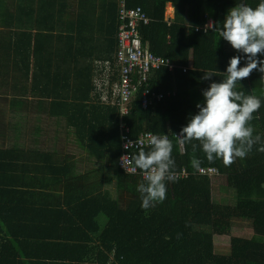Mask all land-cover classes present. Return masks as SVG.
<instances>
[{"label":"trees","instance_id":"16d2710c","mask_svg":"<svg viewBox=\"0 0 264 264\" xmlns=\"http://www.w3.org/2000/svg\"><path fill=\"white\" fill-rule=\"evenodd\" d=\"M65 1H60L68 11L69 26L64 36L49 34L51 27L45 22L39 28L43 34L35 36L32 49L20 52L13 43L16 37L13 29L19 23L15 0H0V70L20 59H33L36 63L67 62L64 69L74 75L73 79L32 84L40 88L43 98L51 97L44 107L60 114L90 155L97 161H106L116 180V190L127 192L129 198L122 208L107 193L97 197L85 195V199L80 198L84 216L70 207L66 213L60 209L58 198L47 194V189L66 180L72 171L70 165L60 161L51 150L24 152L0 146V264H52L53 261L57 264H264V210L258 207H264V152L258 151L261 145H254L242 158L243 162L237 163L236 158L226 167L221 159L210 163L198 141L185 144L181 151L178 140L172 137L180 134L190 116L198 112L196 105L203 101L202 91L211 82L225 79L223 73L230 58L243 55L219 36L227 12L241 3L255 8L261 0H127L129 8H140L152 21L140 31L142 45L175 66L173 73L152 72L150 86L175 95L142 111L140 94L135 93L125 121L132 138L144 133L169 135L175 161L173 171L185 169L189 173L181 182L165 181L166 199L147 210L141 208V194L137 191L140 183L123 179L114 168L122 153L118 109L97 107L92 97L101 80L99 73L91 70L94 56L99 58L94 66L97 61L114 59L118 29L116 0H101L98 10L94 3L81 0L75 14H71L73 5ZM64 5L59 4L56 9L59 25L61 10H66ZM168 8H172L170 19ZM209 10L213 29L204 32ZM39 19L46 18L39 15ZM167 20L172 22L170 28ZM193 28L199 31L194 33ZM258 58L264 59V55L258 54ZM243 66L244 59L240 64ZM182 68L188 71L183 73ZM40 69L44 68L38 67L39 76ZM57 69L54 72L60 73V68ZM208 70L217 76L202 80L203 72ZM262 75L253 70L248 78L236 84L234 91L261 100L260 109L249 123L253 128L259 126L253 135H260L264 142ZM17 85L13 82L14 89ZM51 85L54 88L46 89ZM39 105L43 107L42 102ZM193 143L197 145L195 151ZM193 158L202 161L201 168H215L226 176L227 188L233 193L232 204L212 201L211 182L195 175L196 170L191 166ZM46 218L50 220L47 228ZM240 219L249 222L263 240L234 237L227 255L215 254L214 236L228 235L232 223ZM91 239L97 240L96 248L89 247Z\"/></svg>","mask_w":264,"mask_h":264},{"label":"crops","instance_id":"0c3cea01","mask_svg":"<svg viewBox=\"0 0 264 264\" xmlns=\"http://www.w3.org/2000/svg\"><path fill=\"white\" fill-rule=\"evenodd\" d=\"M88 1L89 3H94L96 7L95 10H98L101 0ZM79 2L82 1L71 0V3L66 2L73 5H71L73 9L71 14L78 10L79 5L81 4ZM59 4L64 5L58 0H40L39 3H34L33 0H15V8L17 9L19 23L17 26H14L13 29V32L16 36L15 40L13 41L14 47L18 48L20 52L31 50L32 44L36 38L35 36L38 34H43L42 31H39V28H43L45 22H48V25L51 27L49 34H62V36H64V34L68 31L69 26L68 11L66 5H64L66 10L63 8L61 10V23L59 25L55 17L56 9ZM89 6L91 5L89 4ZM171 11L172 8H168V19H170ZM39 15L46 19L41 21L39 19ZM47 33L48 32H44V34ZM96 60H99L98 56H94V61L91 62L90 66L91 70L98 72L100 71V66L98 64L105 60L97 61L94 66V62ZM57 62L58 61L45 60L40 63H36L33 59H20L13 64H9L8 67L2 68L0 70V119L3 118V122H0V127L3 129V134H0V146L6 150L11 149L8 147H13V151L23 150L24 152H28V150H51L48 148H39L40 146H43V144L39 145L38 137L36 138V130L40 134L39 127L37 128V117H39L41 119L40 121L44 124V128L41 129V133L46 137L49 136V138L56 139L59 141V144L63 145L64 147H66L67 143H69L71 139H74V141L77 143V146L73 149H70L68 153L63 155L62 153L55 151L57 156H59V160L63 161V163L69 164L72 171L69 176H66V180L63 181L64 183L62 182L59 185L48 188L47 194H51L52 196L58 198V201L60 202L59 207L62 211L68 213L70 209H74L78 214H80V216H84L83 214L85 212V208L80 203V198L85 199V195L97 197L107 193L111 199L118 202L117 198L114 199L112 194L113 191L118 192V190H116V180L113 179V174L112 177L108 175V173L111 171L107 169L106 161L103 159L97 161L96 158L90 155L87 149L84 148L76 139L73 129L70 128L63 118L59 117L60 114L58 115V113L55 111L52 113L49 110V107H44V104L51 102V97L47 99L43 98L40 88L32 84V82L37 81H48L52 84L54 82H67L70 79H73L74 75L69 74L68 71L64 69L67 68L68 63L63 61H61V63ZM38 67L44 68L40 69V76L37 73ZM57 68H60V73L54 72L58 71ZM48 70H51L50 74H47ZM13 82L18 84L15 89ZM52 88H54L53 85L46 87V89ZM92 97L95 106H106L103 104L102 97L109 98L111 101L114 99V91H101L99 93L95 90ZM41 102L43 103V107L39 105ZM12 103L15 105L11 106ZM258 120L260 121V118ZM258 127L259 126L254 127L253 129L258 130ZM51 151L54 152L53 150ZM236 161L237 163H241L243 162V159L237 158ZM262 166H264V164ZM32 175H34V173H32ZM52 178L57 177L53 176ZM218 179L219 178H215L211 182V189L213 188V192H215V184L222 185L225 183V185H227L225 175L220 176V179ZM112 185H114V189L110 190ZM217 189L220 192V196H224L217 202L224 204H229L232 202L233 193L229 190V188L226 186H218ZM124 193L128 199L129 194L127 192ZM46 200L49 204L52 203L50 198H46ZM65 200L68 202L64 203ZM53 205L56 208V204L53 203ZM119 206L123 208L125 207V204H119ZM258 207L260 210H264V207ZM74 218L76 220L77 217L74 216ZM46 219L47 220L44 223L45 228H47V226L50 224V220L48 218ZM238 221L240 222L238 236L227 237V246L221 247H225V251L217 252L219 247L214 245L215 242L218 243L221 240L220 238H223L225 235L218 234L214 236L213 248L215 254L227 255L229 251L230 240L234 237L247 240L253 239L255 241L263 240V238L259 236L258 232L255 230L253 231L252 227L249 226V222L243 219ZM239 231L244 233V235H240ZM250 231L252 232V236H246ZM88 244H90L89 247L96 248L97 240L91 239ZM52 264L57 263L53 261Z\"/></svg>","mask_w":264,"mask_h":264},{"label":"clouds","instance_id":"9594fccd","mask_svg":"<svg viewBox=\"0 0 264 264\" xmlns=\"http://www.w3.org/2000/svg\"><path fill=\"white\" fill-rule=\"evenodd\" d=\"M195 29H192L194 33ZM219 36L243 55L230 58L226 73H223L225 79L222 82H211L209 87L202 91L203 101L196 105L198 112L190 116L187 125L182 127L178 136L174 135L181 145V151H184L185 144L198 141L210 163L215 159H221L227 167L234 163L236 158H244L256 144L261 145L258 151L264 152L261 136L253 135L254 129L249 123L253 119V114L260 109L261 100L254 95L246 96L243 92L234 91L236 84L248 78L253 70L264 74V59L258 58V54L264 55V0L255 8L241 3L229 9L219 30ZM116 50L113 62L105 60L98 64L100 70L104 69V63L111 65L114 63ZM242 59L245 60V66L240 67ZM203 73L202 80H211L213 76H217L212 70ZM261 79L264 80V75ZM116 82L117 71L105 91L114 90ZM95 90L98 92L96 87ZM116 102L117 97L114 94V99L110 101L108 98L103 104L118 109ZM132 144L133 141L128 140L124 145L125 149ZM147 145L150 151L145 152L141 149L134 156V167L131 169L126 166L123 156L121 157L122 167L127 174L129 171L135 173L139 169L143 175L144 180L138 185L137 191L141 194V208L144 210L162 203L167 192L165 181L175 182L177 179V174L173 171L175 161L171 155L173 144L168 136L150 135ZM192 147L195 151L197 145L193 143ZM201 163L202 161L196 158L191 160V166L196 171H200ZM179 238L178 235L177 239Z\"/></svg>","mask_w":264,"mask_h":264},{"label":"built area","instance_id":"2783aa9c","mask_svg":"<svg viewBox=\"0 0 264 264\" xmlns=\"http://www.w3.org/2000/svg\"><path fill=\"white\" fill-rule=\"evenodd\" d=\"M117 6V21H118V33H117V50L115 54L114 63H104V69L101 68L98 71L101 76V80L95 86L98 92L105 91L110 84L112 77L117 71L116 87L113 90L116 94L117 102L116 106L119 111V138L121 147V156L116 161V169L118 173L126 179L132 182L141 183L144 178L138 169L135 173L129 171L127 174L122 167L121 157L123 156L126 166L131 169L134 167L133 154L141 149L150 148L147 145V140L150 138L151 133H144L137 138L131 137V131L127 126L124 118L128 114V105L135 93L140 94V108L142 111H146L152 107L155 103L163 101L165 98H171L175 95V92H161L150 86V76L152 72L167 70L169 73H173L175 66L171 64L170 60L153 55L147 45H142L140 31L151 24V20L145 15L140 8H129L127 6V0H116ZM207 23L203 27V31L213 29V22L210 14L207 15ZM167 27L170 28L172 22L166 21ZM199 30L196 28L195 33ZM170 35H167L166 40L169 42ZM187 68H182V72L186 73ZM108 98L102 97V101H107ZM112 105H114L112 103ZM178 136L179 134H175ZM173 135L172 137L176 138ZM170 138L169 135H167ZM177 139V138H176ZM128 140L133 141L127 150L124 145ZM180 148L181 145L179 144ZM177 179L175 182H181L189 177V173L185 169L175 172ZM195 175L201 178H207L211 181L214 178L220 176V173L215 168H200V171H196ZM173 182V181H168Z\"/></svg>","mask_w":264,"mask_h":264},{"label":"rangeland","instance_id":"374dc122","mask_svg":"<svg viewBox=\"0 0 264 264\" xmlns=\"http://www.w3.org/2000/svg\"><path fill=\"white\" fill-rule=\"evenodd\" d=\"M60 1H63V0H60ZM65 1V0H64ZM68 3H71V0H68ZM209 14H211V11L209 10L208 11ZM39 120V121H38ZM41 119L39 117H37V128L39 127V131H40V134L38 133V131L36 130L37 132V135H36V138L38 137V144L39 145H42L43 146H40L39 148L40 149H45V148H48V149H51L53 150L54 152L55 151H58L60 153H62L63 155L68 153V151L70 149H73L77 146V143L74 141V139H71L69 141V143H67L66 147H64L63 145H60L59 144V141H57L56 139H53V138H49V136H45L44 134L41 133V129L44 128V124L40 121ZM47 145V146H46ZM49 146V147H48ZM8 148H13V147H8ZM108 175L110 177H112V173L109 172ZM220 179V176L217 177ZM218 179V180H219ZM213 181V180H212ZM211 181V182H212ZM211 184V183H210ZM218 186H226L228 187V185H225V183H223L222 185L220 184H215L214 187H215V192H213V188L211 189V197H212V201L213 202H217L218 200L222 199L224 196L221 195L220 196V192L219 190L217 189ZM112 188H110V190L114 189V185L111 186ZM104 189V188H103ZM94 192V191H93ZM113 196H114V199L117 198L119 204L123 205L125 204L127 198H126V194L124 192H117V191H113ZM232 204V203H230ZM239 224L240 222L238 220L234 221L232 223V226H231V232L228 234V235H225L223 238H220L221 240L216 243L215 242V246L219 247V249L217 250V252L219 251H225V247L224 248H221L222 246H227V242H228V238L227 237H231V236H238V229H239ZM239 234L240 235H244V233L240 232L239 231ZM246 236H252V232H248ZM218 244V245H217ZM222 244V245H221ZM217 249V248H216Z\"/></svg>","mask_w":264,"mask_h":264}]
</instances>
